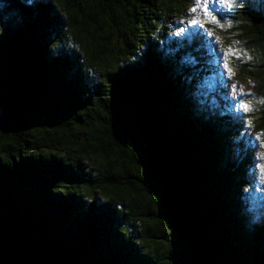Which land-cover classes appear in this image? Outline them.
<instances>
[{"label": "trees", "instance_id": "trees-1", "mask_svg": "<svg viewBox=\"0 0 264 264\" xmlns=\"http://www.w3.org/2000/svg\"><path fill=\"white\" fill-rule=\"evenodd\" d=\"M256 1L235 18L259 60L238 70L264 88ZM191 4L0 5V264H264L243 192L255 146L225 101L189 103L215 47L169 35Z\"/></svg>", "mask_w": 264, "mask_h": 264}, {"label": "rangeland", "instance_id": "rangeland-1", "mask_svg": "<svg viewBox=\"0 0 264 264\" xmlns=\"http://www.w3.org/2000/svg\"><path fill=\"white\" fill-rule=\"evenodd\" d=\"M256 3L259 4L258 1ZM194 6L195 0H192L191 8ZM242 6H234L231 27L228 26L225 20H221L223 30L220 26L212 23L205 17L199 9L196 13H192L190 9L186 17L173 20L172 31H170L169 35L176 38H185L184 35H178L179 27L177 25L181 24V22H183V27L193 34L205 33V31H210L213 34L210 42L215 47L213 57L215 60L214 69L217 75H213L211 71L209 74H203L200 78H197V93H195L198 101L197 108L204 109L206 107L218 106L219 101L222 100L225 101L234 115L239 116L243 126L244 120L247 119V127L244 126V133L241 135L246 137L249 143L255 146V152L252 156L255 166L253 171L249 172L250 181L245 184L243 191L248 195V200L245 202V213L251 217V224L261 226V223L264 222V132L260 133L257 127L264 118V88L257 81L243 77L238 70L242 64L255 63L259 60L255 49L248 47L247 39L244 38L239 29V20L235 18L237 11ZM0 8H2L0 19L2 17L5 18L7 14L5 15L2 6ZM221 15H226L223 9H221ZM192 19L200 20L204 24V29H201L199 26L189 28L188 21ZM61 46L68 54L77 58V66H81L80 64H82L81 69H87L86 56L78 42L68 39ZM230 49L236 50L235 56L230 52ZM223 53H227V55H221ZM221 60L227 63L233 73L228 80L227 88H225L223 83L226 77L224 70L220 66ZM92 74L95 75V73ZM232 84L237 86L235 91L231 90ZM233 97L242 98L243 103L248 106L249 111L243 113L239 109V100L233 99Z\"/></svg>", "mask_w": 264, "mask_h": 264}, {"label": "snow or ice", "instance_id": "snow-or-ice-1", "mask_svg": "<svg viewBox=\"0 0 264 264\" xmlns=\"http://www.w3.org/2000/svg\"><path fill=\"white\" fill-rule=\"evenodd\" d=\"M5 2H12V0H0V5H2ZM28 4H33L36 2V0H26ZM245 3V0H195V6L191 8L192 13H196L199 9L205 17H207L212 23L217 24L221 27L223 30V25L221 24V20H225L229 27H231V18L234 15L233 8L234 6L239 7L242 6ZM221 9H223L226 13V15H221ZM0 11H2V8H0ZM215 13V14H214ZM189 28L192 26H199L201 29H204V24L198 20V19H192L188 21ZM179 27V33L178 35H184L186 39H193L194 34L189 31L188 29H185L183 27V22L181 24L177 25ZM205 34L211 38L212 33L210 31H205ZM218 43V41H217ZM175 50H169V54L174 52ZM230 52L235 56L236 50L230 49ZM221 55H227V53H223ZM220 66L224 70V75L226 79L223 81L225 88H227L228 80L230 79L231 75L233 74L231 72V69L228 67L226 62H223L221 60ZM191 78H189L190 81ZM237 86L235 84L231 85V90L235 91ZM189 97V103L193 108L197 107L198 101L196 99L195 93L192 91L188 92ZM233 99L239 100V109L243 111V113H247L249 111V108L246 104L243 103L242 98L233 97ZM248 121L247 119L244 120V126L247 127Z\"/></svg>", "mask_w": 264, "mask_h": 264}]
</instances>
